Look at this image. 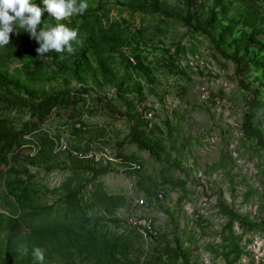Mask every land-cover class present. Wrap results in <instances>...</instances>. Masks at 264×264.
<instances>
[{
    "label": "rangeland",
    "instance_id": "1",
    "mask_svg": "<svg viewBox=\"0 0 264 264\" xmlns=\"http://www.w3.org/2000/svg\"><path fill=\"white\" fill-rule=\"evenodd\" d=\"M32 3L81 44L0 48V264H264V0Z\"/></svg>",
    "mask_w": 264,
    "mask_h": 264
},
{
    "label": "clouds",
    "instance_id": "2",
    "mask_svg": "<svg viewBox=\"0 0 264 264\" xmlns=\"http://www.w3.org/2000/svg\"><path fill=\"white\" fill-rule=\"evenodd\" d=\"M46 11L60 21L75 15H83L89 7L88 0H43ZM43 10L32 3V0H0V48L10 44V34L17 33V29H23L34 39L39 47L36 49L38 57H45L54 51L61 54H73L75 49L72 42L77 45L81 41L77 39L78 33L63 24L42 29ZM33 257L36 264H44V251L37 247L33 249Z\"/></svg>",
    "mask_w": 264,
    "mask_h": 264
},
{
    "label": "built area",
    "instance_id": "3",
    "mask_svg": "<svg viewBox=\"0 0 264 264\" xmlns=\"http://www.w3.org/2000/svg\"><path fill=\"white\" fill-rule=\"evenodd\" d=\"M147 117H148L149 119H152V118L154 117V112H152V111H148V115H147ZM142 224H143V226H144L145 228H147V229H149V230L152 229V227H151V223H150V222L143 221Z\"/></svg>",
    "mask_w": 264,
    "mask_h": 264
}]
</instances>
